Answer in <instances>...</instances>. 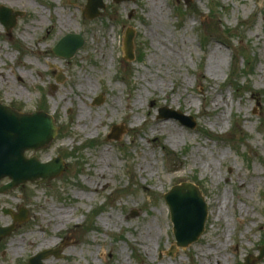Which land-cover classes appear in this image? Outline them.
Here are the masks:
<instances>
[{
	"label": "rangeland",
	"instance_id": "obj_1",
	"mask_svg": "<svg viewBox=\"0 0 264 264\" xmlns=\"http://www.w3.org/2000/svg\"><path fill=\"white\" fill-rule=\"evenodd\" d=\"M102 3L88 18L87 0H0L23 13L9 32L0 23V102L49 113L55 138L26 156L64 162L60 176L0 194V227L15 225L0 239V264H28L47 249L59 256L43 264H242L258 255L264 0ZM128 29L133 60L124 57ZM67 34L83 44L57 57ZM102 151L111 163L98 172ZM183 182L199 187L208 213L198 239L178 247L164 194Z\"/></svg>",
	"mask_w": 264,
	"mask_h": 264
},
{
	"label": "water",
	"instance_id": "obj_2",
	"mask_svg": "<svg viewBox=\"0 0 264 264\" xmlns=\"http://www.w3.org/2000/svg\"><path fill=\"white\" fill-rule=\"evenodd\" d=\"M115 2L123 0H114ZM97 7H104L102 0H87L83 14L93 18L98 14ZM23 13L4 6H0V23L9 32L16 24V17ZM133 29H128L123 40L125 58L133 60ZM83 44L79 34H67L53 48L58 57L71 58ZM58 81L60 79H57ZM190 127L195 126L192 117H186L177 110L168 114ZM113 135L117 136L121 130L114 126ZM57 126L53 117L43 111L23 112L0 102V182L7 178L9 182L0 185V194L6 193L11 188L26 181L45 183L64 171V162L60 156L41 163L37 157H27L28 150H38L47 146L56 136ZM164 200L168 205L170 219L173 224V234L178 247H186L193 243L202 234L207 219V203L201 190L192 182H183L172 186L165 194ZM5 214L10 210L3 209ZM15 221H24L26 212L15 216ZM14 224L0 227V239L7 236ZM174 248H172L173 251ZM58 249H47L30 257L29 264H43V259L49 255L58 257ZM171 254V253H170ZM264 257V245L259 248L258 255H248L242 264H251L253 260Z\"/></svg>",
	"mask_w": 264,
	"mask_h": 264
},
{
	"label": "bare ground",
	"instance_id": "obj_3",
	"mask_svg": "<svg viewBox=\"0 0 264 264\" xmlns=\"http://www.w3.org/2000/svg\"><path fill=\"white\" fill-rule=\"evenodd\" d=\"M68 23H70L69 20L68 21L67 20H61V24H68ZM104 155H105V153L102 151L101 152V156H100V158L98 160V164H97L98 167H100V169L97 170L98 172H100L101 169L103 170V168H105V165H109V163H111V160L110 159L109 160L105 159ZM149 234H150L149 230H147V236H150Z\"/></svg>",
	"mask_w": 264,
	"mask_h": 264
}]
</instances>
